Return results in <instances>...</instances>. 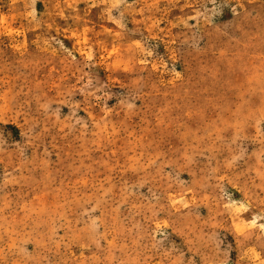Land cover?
Here are the masks:
<instances>
[{
	"label": "rangeland",
	"instance_id": "374dc122",
	"mask_svg": "<svg viewBox=\"0 0 264 264\" xmlns=\"http://www.w3.org/2000/svg\"><path fill=\"white\" fill-rule=\"evenodd\" d=\"M0 264H264V0H0Z\"/></svg>",
	"mask_w": 264,
	"mask_h": 264
}]
</instances>
